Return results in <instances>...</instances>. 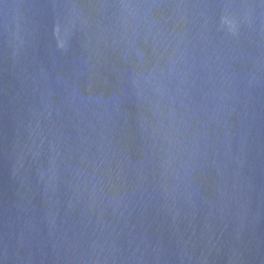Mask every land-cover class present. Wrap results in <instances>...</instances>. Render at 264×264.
Listing matches in <instances>:
<instances>
[{
    "label": "water",
    "instance_id": "1",
    "mask_svg": "<svg viewBox=\"0 0 264 264\" xmlns=\"http://www.w3.org/2000/svg\"><path fill=\"white\" fill-rule=\"evenodd\" d=\"M0 264H264V0H0Z\"/></svg>",
    "mask_w": 264,
    "mask_h": 264
}]
</instances>
